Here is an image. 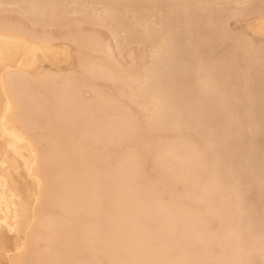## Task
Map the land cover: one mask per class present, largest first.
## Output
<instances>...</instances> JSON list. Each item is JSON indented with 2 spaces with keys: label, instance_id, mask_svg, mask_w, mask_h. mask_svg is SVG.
Wrapping results in <instances>:
<instances>
[{
  "label": "bare ground",
  "instance_id": "6f19581e",
  "mask_svg": "<svg viewBox=\"0 0 264 264\" xmlns=\"http://www.w3.org/2000/svg\"><path fill=\"white\" fill-rule=\"evenodd\" d=\"M258 38L264 0H0V264H264Z\"/></svg>",
  "mask_w": 264,
  "mask_h": 264
},
{
  "label": "rangeland",
  "instance_id": "374dc122",
  "mask_svg": "<svg viewBox=\"0 0 264 264\" xmlns=\"http://www.w3.org/2000/svg\"><path fill=\"white\" fill-rule=\"evenodd\" d=\"M216 4V3H215ZM219 4V5H218ZM234 4V3H233ZM217 6H221L220 8H221V10H223L224 8H225V6H224V4L223 3H221V5H220V2H217V4H216ZM211 6L213 9V11H215V10H218V11H221L220 9H215L217 6ZM237 5L239 6V7H237ZM234 6V8L236 7L237 9H240V4H234L233 5ZM232 5H231V7H233ZM211 7L209 8L210 10H211ZM219 7H217V8H219ZM222 7H223V9H222ZM241 7H243V5L241 6ZM12 9H14V8H12ZM212 11V12H213ZM217 12V11H216ZM206 13H204L203 14V17H204V15H205ZM7 16H15V17H19V15L18 14H16L15 12H11V13H8L7 14ZM205 16H208L207 14L205 15ZM205 18V17H204ZM205 19H208V17H206ZM249 24H254L253 22H249ZM238 28H237V27ZM82 28V29H85V30H96V31H100L101 30V28L99 27V26H93V25H91V24H89V23H83V24H81L80 26H75V25H71V26H69V27H67L66 29H76V28ZM229 27H230V30L231 31H233V32H240V31H244L245 30V28H246V23L244 22V24H242V22L240 23V28H239V23H237V22H235V21H230V23H229ZM55 32L57 31V30H54ZM104 33L106 34V35H108V33H107V31H105L104 30ZM261 38H258V39H253L254 40V42H255V44L257 45L258 43V45L257 46H259V45H263V43H264V40L262 39V40H260ZM262 44H261V43ZM130 49H132V50H136V49H138L136 46H131L130 47ZM121 61H122V63L123 64H125V65H128L129 64V61H130V59L128 58V57H124V58H121ZM262 147H263V149H264V140H263V144H262Z\"/></svg>",
  "mask_w": 264,
  "mask_h": 264
}]
</instances>
